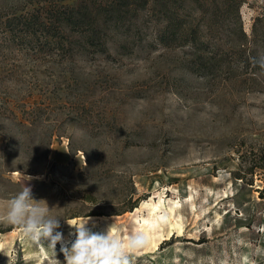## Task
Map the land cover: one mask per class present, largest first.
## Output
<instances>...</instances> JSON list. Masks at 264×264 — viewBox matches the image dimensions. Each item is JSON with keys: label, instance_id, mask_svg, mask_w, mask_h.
Masks as SVG:
<instances>
[{"label": "rangeland", "instance_id": "rangeland-1", "mask_svg": "<svg viewBox=\"0 0 264 264\" xmlns=\"http://www.w3.org/2000/svg\"><path fill=\"white\" fill-rule=\"evenodd\" d=\"M84 6L93 39L52 20ZM177 9L178 33L192 22L194 39L170 45L153 0H0V214L27 186L63 234L56 256L46 243L35 252L0 221V264H66L68 223L86 219L100 235L113 223L125 245L151 197L178 203L182 228L146 249L125 245L129 264H264V74L197 68L237 62L235 15ZM239 13L250 38L264 0H243Z\"/></svg>", "mask_w": 264, "mask_h": 264}, {"label": "trees", "instance_id": "trees-1", "mask_svg": "<svg viewBox=\"0 0 264 264\" xmlns=\"http://www.w3.org/2000/svg\"><path fill=\"white\" fill-rule=\"evenodd\" d=\"M143 4L147 0H141ZM243 0H153V3L160 10V13L164 15L165 25L158 32V39L164 44H170L173 40L177 39L179 42L173 44H183L185 41H193L192 34L195 31L194 24L186 26L180 29L179 33L176 24L179 17L177 7L180 5L185 7L189 16L195 15L196 7L198 5L203 8L205 15L211 13H217L223 16L225 13H233L235 15V22L237 24V31L241 36L238 37L239 42H229L230 49L236 55L237 62H194L196 67L205 71L214 70H225L230 72H236V74H248L249 76H255L264 74V14L255 16L252 24L251 37L247 38L243 31L242 22L240 19L239 7ZM173 11V12H171ZM53 22L58 24V27L70 26L81 33H86V39H93L96 35V20L92 17L91 12L85 6L82 7H69L59 8L52 14ZM176 27V29H174ZM61 30V28H59ZM237 34V33H236ZM186 39V40H185ZM172 45V44H170ZM261 46V49L258 47ZM228 53L223 52L220 56V60H225ZM244 62H240V61ZM53 132H48L47 142L50 143ZM44 159L48 156L47 148L42 153ZM234 177L245 181L246 183L252 184V179L246 180L245 176L237 171L234 173ZM136 202L130 205V208L135 205Z\"/></svg>", "mask_w": 264, "mask_h": 264}, {"label": "clouds", "instance_id": "clouds-1", "mask_svg": "<svg viewBox=\"0 0 264 264\" xmlns=\"http://www.w3.org/2000/svg\"><path fill=\"white\" fill-rule=\"evenodd\" d=\"M50 212L46 201L35 200L31 188L24 186L7 202L6 211L0 214V221L20 227L24 236L38 246L46 243L56 256V245L62 241L63 234L55 231L60 227L59 219L52 217ZM87 223L88 219L78 224L68 223L76 229V239L71 248L60 249L66 264H129L125 245L111 233V228L106 235L94 234L85 227ZM144 243L141 235L129 237L127 250L131 251Z\"/></svg>", "mask_w": 264, "mask_h": 264}, {"label": "bare ground", "instance_id": "bare-ground-1", "mask_svg": "<svg viewBox=\"0 0 264 264\" xmlns=\"http://www.w3.org/2000/svg\"><path fill=\"white\" fill-rule=\"evenodd\" d=\"M177 205L178 203L176 202H169L168 205H166L164 199H160L156 202L154 198L151 197L149 198V200H143L140 206L136 207V210H146V215L141 214V223L139 224L141 229V236L144 238L145 243L142 246L136 247L135 249H146L151 243L155 242L154 237H157L159 239L163 235H169L173 229H176L178 231L181 230V221L178 220L175 215V207ZM218 216L220 218V215ZM110 228V231L115 230V226L113 223H108L107 226L101 225L99 231L104 235V233H108ZM127 242H125L126 249ZM24 245L28 246L35 252H38L40 249H42L43 246H38L30 239H28V241L24 243ZM38 260L39 258L36 259V261Z\"/></svg>", "mask_w": 264, "mask_h": 264}]
</instances>
